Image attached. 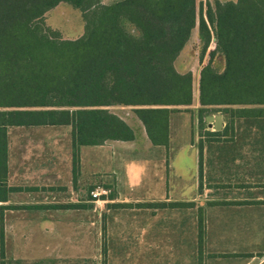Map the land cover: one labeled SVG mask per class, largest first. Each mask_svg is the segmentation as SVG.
Returning a JSON list of instances; mask_svg holds the SVG:
<instances>
[{
	"label": "trees",
	"instance_id": "1",
	"mask_svg": "<svg viewBox=\"0 0 264 264\" xmlns=\"http://www.w3.org/2000/svg\"><path fill=\"white\" fill-rule=\"evenodd\" d=\"M61 3L83 13L85 33L74 42L46 24L45 15ZM206 6V19H199L197 0H120L112 5L99 0H0V264L5 258L4 213L27 209L3 204L10 193L20 191L8 183V129L72 123L75 176L81 146L134 139L123 120L93 108L139 107L136 114L152 143L168 147L176 112L169 107L193 103L192 73L181 74L174 64L198 23L201 53L211 41V28L227 61L222 74L211 63L203 68L200 125L206 129L207 115L220 112L225 128L208 136L253 133V126H237L236 120L251 121L253 106L264 102V77L258 74L264 70V0L216 1L215 19L211 4ZM65 106L87 109L34 110ZM199 175L202 179V142ZM106 188L110 193L102 199L114 201L115 190ZM133 206L149 205L108 204L109 209Z\"/></svg>",
	"mask_w": 264,
	"mask_h": 264
},
{
	"label": "crops",
	"instance_id": "2",
	"mask_svg": "<svg viewBox=\"0 0 264 264\" xmlns=\"http://www.w3.org/2000/svg\"><path fill=\"white\" fill-rule=\"evenodd\" d=\"M118 1L120 0L107 3L106 0H100V3L112 5ZM216 1L236 2L237 0H197L198 18L206 19V4L210 3L215 19ZM57 7L45 15L46 24L59 32L64 40L74 42L81 38L85 31L78 34L75 24L54 22ZM210 30L211 41L204 54L200 52L197 87L194 86L193 70L187 68L191 65L192 58L184 54L191 39L175 61L174 66L179 73H192L193 103L189 106L169 107L176 112L171 115L170 119L168 147L152 143L145 126L136 114L139 107L112 105L93 109L105 110L119 117L132 129L134 139L130 141L106 140L101 145H84L79 148L81 167L84 155L92 152L100 153L101 159L110 160L117 168L116 199L114 201L103 200L106 202L108 211L106 213L111 221L115 214L120 215L124 211L127 213L128 210L127 208L109 209L108 204L145 203L149 205L137 210V213L145 216V236H143L145 246L140 249L143 264H264V102L253 106L255 116L251 121L236 120L237 126H253V133L241 134L238 130L233 137L207 135V132H217L207 121L209 116L221 115L223 129L226 125L225 118L220 112L207 115L206 129L201 127L199 121V110L203 107L201 103L203 68L211 63L212 69L218 74L224 73L227 69L226 57L219 46L216 34L211 28ZM194 33L201 48L199 23L193 30L192 36ZM212 43L214 46L211 45ZM212 52L215 53L214 56H211ZM258 74L264 77V70H260ZM261 94L264 95V87ZM113 107L133 109V122H128L124 117L112 111ZM207 108L212 110L213 106ZM86 109L85 107L65 106L34 110L75 112ZM183 115L189 118L183 119V123L181 118L176 120L177 117ZM191 117L195 119L192 120ZM185 123L192 129L198 125L206 134L198 135L192 132L185 135V128L180 129L182 126L186 127ZM18 131L27 134L24 136L29 139L35 133L41 132H46V134L48 132L53 136L63 135L64 141L69 144L67 153L72 160L73 177L75 176L72 123L17 126L8 129V183L12 141L13 137H18V134L16 135ZM228 138L232 141H227ZM214 139H219V141ZM201 142L203 143L202 179L199 175ZM184 150L194 157L195 167L191 169L180 167L176 170L174 160ZM168 157L170 159L169 169L166 166ZM132 168L139 170L137 176L131 172ZM137 183L141 186L145 183V198L124 197L123 191H134L140 187ZM96 188L92 186L91 193ZM14 193L9 194L8 201L3 203L4 205L14 206L11 204ZM95 202L96 199L90 198V200L67 201L65 202L66 208L59 209L49 206L50 209H63L64 211H56V215L41 218L30 217L29 223H32V229L27 232H10L4 225V264H103L101 214L98 218L93 216L91 220L90 215L80 213V209L91 208L90 204ZM155 204L167 205L156 207ZM170 204L185 205L172 207ZM33 206H36V209H47L40 208L42 206L38 207V205ZM128 213H133V211H128ZM90 221L94 224L93 231L81 229L82 223ZM39 223H44L45 226H38ZM96 223L98 224L97 230L95 229ZM116 234L117 237L132 238L130 236L132 234L127 232ZM17 238L19 241L15 243L19 246L10 247L9 240ZM90 239L92 241H87ZM134 251L136 250L127 243L122 246L107 247L105 264H134Z\"/></svg>",
	"mask_w": 264,
	"mask_h": 264
},
{
	"label": "rangeland",
	"instance_id": "3",
	"mask_svg": "<svg viewBox=\"0 0 264 264\" xmlns=\"http://www.w3.org/2000/svg\"><path fill=\"white\" fill-rule=\"evenodd\" d=\"M111 1L113 0H106L107 3ZM56 13L57 15L54 17L55 23L75 24L78 29V34H82L85 31L83 13L73 8L71 5L61 3L56 9ZM211 45L214 46V43ZM200 50V45L196 41L194 33L188 44V49H186L184 54L186 57L192 58V63L187 68L192 69L195 74L194 86L196 87L198 83L199 61L201 60ZM193 56H195V58H193ZM111 109L118 115L124 117L128 122H133V109L122 107H113ZM180 118L183 123L184 120L189 117L183 115L182 117H177L176 120L178 121ZM191 119L194 120L195 118L193 119V117H191ZM185 125L186 127L182 126V128H180H185V135H189V133L192 132L198 135L206 134L198 125H195L193 129L191 127L189 128L188 124L185 123ZM139 131L141 132V129H139ZM17 134L18 137H13L12 141L9 185L19 188L20 191H16L13 194L11 204L18 208L27 207V209L6 210L4 213V225L6 230L10 232H27L32 229V223H29L30 217L37 216L41 218L47 215H56V211H64L63 209H50L49 206H65V202L70 200L94 199L90 191L92 186L97 187L94 192H106L102 193L101 196L109 195L110 190L107 189L106 186H110L112 190H115V185L117 184V168L110 160L101 159L99 157L100 153H86L82 159V167L80 166L78 175L73 177L72 160L68 157L67 153L69 144L64 141L63 135L53 136L48 132L47 134L46 132H41L38 134L35 133V135H32V137L30 136L31 139H29L25 137L27 134H24V132L19 133L18 131L16 135ZM193 159L194 157L190 156L187 151L184 150L175 158L174 167L176 170H179L180 167L191 169L195 167V159L192 161ZM169 164L170 159L168 157L166 164L168 169ZM131 172L134 176H137L139 170L132 168ZM137 184V186L140 187H137L134 191H123L124 197H128L129 199L145 198V183L142 186L139 185V183ZM105 188L107 190H105ZM101 196L93 203L95 205L94 207L93 204H90V206H92L91 208L80 209V213L90 215L91 220H93V216L98 218L99 214H101L100 226L104 254L103 264H105L107 247L122 246L123 244L125 245V243L131 245L136 250L133 255L134 264H143L141 262L142 255L140 254V249L145 246V237H143L145 236V216L141 213H137V210L140 208L133 206V208H127L128 211H133V213H128V211L126 213V211H124L120 213V215L115 214L113 216L114 219L111 221L110 217L107 215L108 213H106V202L103 201ZM33 205L46 207L47 209H36V206ZM93 225L92 221H90L82 223L80 227L86 231H93ZM97 225L96 223V230L98 228ZM38 226L43 227L45 224L39 223ZM121 232L132 234L130 235L132 238L126 239L117 237L116 233ZM16 241H19L18 238L9 240V246H19L16 245ZM87 241H92V239Z\"/></svg>",
	"mask_w": 264,
	"mask_h": 264
},
{
	"label": "water",
	"instance_id": "4",
	"mask_svg": "<svg viewBox=\"0 0 264 264\" xmlns=\"http://www.w3.org/2000/svg\"><path fill=\"white\" fill-rule=\"evenodd\" d=\"M207 121H209L210 124L213 125L215 131L220 132L223 130V117L221 115L209 116L207 118Z\"/></svg>",
	"mask_w": 264,
	"mask_h": 264
},
{
	"label": "built area",
	"instance_id": "5",
	"mask_svg": "<svg viewBox=\"0 0 264 264\" xmlns=\"http://www.w3.org/2000/svg\"><path fill=\"white\" fill-rule=\"evenodd\" d=\"M102 193H106L105 191L102 192H92V196L94 199H97L98 197L101 196Z\"/></svg>",
	"mask_w": 264,
	"mask_h": 264
}]
</instances>
